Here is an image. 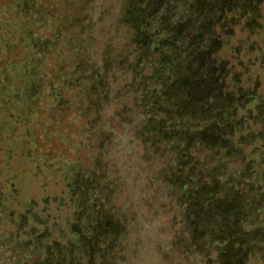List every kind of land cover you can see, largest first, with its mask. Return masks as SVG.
<instances>
[{
	"label": "rangeland",
	"instance_id": "rangeland-1",
	"mask_svg": "<svg viewBox=\"0 0 264 264\" xmlns=\"http://www.w3.org/2000/svg\"><path fill=\"white\" fill-rule=\"evenodd\" d=\"M147 1L0 0V62L11 63L9 75L0 68V88L14 107L9 117H17L18 108L26 116L10 135L36 132L41 170L32 179L8 178L0 165V183L18 189L11 193L18 201L34 203V213L25 209L17 230L9 229L12 238L48 247L89 243L74 256H56L54 264L107 258L111 264H264V109L245 112L247 93L227 83L234 99L227 110L235 130L229 140L238 149L253 145L245 157L234 159L198 134L184 136L209 124L220 127L219 115L210 116L208 124L196 112L199 102L178 108L185 91L168 84L212 80L215 91L220 79L225 81L223 65L199 56L208 38L196 36H223L216 29L221 17L203 11L228 0H157L163 16L154 15L156 7ZM132 13L144 18L140 24L127 20ZM261 23L264 34V18ZM237 30L234 37L240 38ZM224 34L233 36L226 29ZM239 65L236 60V68L228 70L233 82L240 79ZM242 76L239 85L255 90L257 84ZM14 90L21 102L10 96ZM156 122L165 125L166 134L154 132ZM176 122L187 126L170 131ZM248 131L257 134L239 135ZM21 168L15 164L12 172ZM43 177L49 187L40 182ZM63 179L69 184L64 195ZM30 226L34 235L19 230ZM98 242L111 250L97 248ZM6 243L0 245V264H25V246Z\"/></svg>",
	"mask_w": 264,
	"mask_h": 264
},
{
	"label": "trees",
	"instance_id": "trees-1",
	"mask_svg": "<svg viewBox=\"0 0 264 264\" xmlns=\"http://www.w3.org/2000/svg\"><path fill=\"white\" fill-rule=\"evenodd\" d=\"M161 2V1H160ZM218 1H214L213 5H207L204 9V7H202L204 9V13L208 14H214L217 15L220 18L219 24L216 27V29H218L219 31H221L223 33V36L220 34V39H216V38H212L210 37L211 34L205 33V34H197V38H208L205 39L203 42L206 43L204 49L202 50V53L199 54L200 58L205 62H209V61H213L217 64H221L224 66V69L226 70V76L223 77L225 79V81L221 80L220 84H217L216 86V90L214 91V87L212 86V80L206 81L203 80V83L200 82H193L191 81H186V80H180V86H174L172 85L173 83H168L169 86L172 88V90H176L177 88L180 87V93L182 94L181 89L183 88V90L185 91V103H183L182 105H180L178 108H185V104H194L195 101L199 102V107H198V113H200L201 117L208 122L212 119H216L215 117L219 115V119H221V115L223 116L222 121L219 119H216L215 122H217L219 126H212V128L210 127V124L208 127H199L198 131L195 132H191L189 134H184V136L186 135H191V134H198L197 138L204 141L206 144H208L209 146H214V144H216L218 147H223V149L226 148V152L233 153L234 159H236L237 157H245V153L249 152L250 148H253V145H240L243 148H237V143L236 145L235 142H232L229 139H232L233 134L235 133L234 129H233V120L228 116L229 112L227 111L229 109V106L231 103H229V101L234 100L233 98H231L228 93L230 94V90L227 89V87H229L228 84L230 85H235L234 89L237 91H242V93H247L246 95L242 96L243 99V105H244V111L245 112H251L252 110L255 109H261L263 111L264 109V46H262L260 39H262L264 41V34H260L262 32V28H263V23H261V19L264 18V0H248L247 2H243L241 0H228V4H223L220 5V3H217ZM147 3L153 7L155 6L156 8L154 9L156 14H159L161 16H163V12H161L159 10V6L161 5V3H158L157 0H148ZM240 4V6H239ZM258 6V7H257ZM257 7V8H256ZM221 8V9H220ZM232 8V9H231ZM229 9H231V12L228 16H223L225 14V12H227ZM258 10V14H253L252 17H250V12L246 13V14H241L242 12H244L243 10L246 11H253V10ZM159 10V11H158ZM221 10V11H218ZM147 12H152V11H148L146 9ZM204 14V15H205ZM249 15V16H248ZM248 16V17H247ZM138 19H137V18ZM218 17V18H219ZM144 18H141L138 15H135L132 13V15H129L127 17V20L132 21V22H136L135 24H140L141 20ZM241 19H243L241 21ZM250 19V20H248ZM207 23V22H206ZM250 24V26H248ZM209 25L206 24L205 26L207 27ZM231 26V27H230ZM232 26L234 28H232ZM204 28V27H203ZM224 29L231 31V33L233 34V36H229V37H225L224 34ZM238 29V34L240 36V38H235V30ZM215 31V29H214ZM213 31V35L218 34L215 33ZM140 32L142 33V31L140 30ZM153 32H156V30H153ZM178 31H175L173 34H176ZM143 34V33H142ZM260 35V36H259ZM150 36V35H149ZM236 36V35H235ZM164 42V40H163ZM261 43V44H260ZM144 44L146 46H149L147 43L144 42ZM214 44H216V47H214ZM149 48V47H148ZM148 50H153L155 51V49H148ZM242 55V56H241ZM187 60H191V59H187ZM236 60H239L240 62V67L238 74L240 76V79L243 77L242 75H244V77L247 78V80H249L251 83H256L257 86L255 88V90H248L243 88V86L239 85L240 84V79H236L235 82H233V79H231L230 75H234L232 74L233 72L231 71V73H229L228 70H234L235 67V62ZM11 65V63L8 60L3 59L2 62H0V68L4 69V74L5 75H9L7 74L8 70L10 68H8L7 66ZM200 65V64H198ZM184 67V66H183ZM214 71L216 72V69L214 68ZM243 72V73H241ZM205 73L208 74V71L206 70ZM214 74V73H213ZM237 74V73H236ZM237 74V75H238ZM219 77V76H218ZM228 83V84H227ZM3 86H6V84L4 83ZM0 87H2V85H0ZM225 89V90H224ZM241 92V91H240ZM233 96L237 97V95H235V91H232ZM238 94V93H237ZM14 96V98L17 100V102H21L22 101V95H16L15 90L12 92V94L10 96ZM183 95V94H182ZM9 97V96H8ZM8 97L4 96L1 92V88H0V130H2V134L0 135V152L2 153V156L0 158V165L3 164V166L5 167V169L7 171H9V176L8 178H17L19 174L23 175L24 178H28V179H32L34 178L35 174L34 172H41V170L38 167L39 161H36V154H37V150H38V142L36 141V132L29 130L27 131V129L24 130V134L21 133H17L16 135H10L13 134L12 132H14V127L17 126L18 124H20V122L26 120V116L23 115V113H21V109H16L19 112V115L17 117H9V113L8 109L10 107L14 108L12 105L9 106V103L7 101ZM192 101V102H189ZM172 102H168V103H163L162 106H167V104H171ZM191 106V105H190ZM189 106V107H190ZM195 107V106H193ZM196 108V107H195ZM210 116H212L210 118ZM174 120V118H173ZM152 121V120H151ZM150 121V123H151ZM162 123V120L160 121ZM160 123V124H161ZM155 124V128L154 132L164 135L167 132H163V128L165 127V125H162L161 127H159V122L153 123ZM177 124V122H176ZM170 131L173 128H176V126H179L180 128H184L187 126V124L185 123H180L179 125H170ZM206 126V125H205ZM159 127V128H158ZM205 128V130L203 131V129ZM159 130L161 131V133H159ZM167 131V130H166ZM211 132L212 135H211ZM8 134V135H7ZM248 134V135H246ZM257 133L248 131L247 133H241L239 135H243L244 138L246 136L252 135L255 136ZM166 136V135H165ZM184 136H180V137H184ZM167 139L169 138L168 136L166 137ZM237 138H239L237 136ZM241 138V137H240ZM242 140V139H239ZM17 149V150H16ZM44 153V152H42ZM35 162H37V166L35 164ZM249 162V161H247ZM15 164H20L21 165V169L18 172H15V170L12 172V167ZM247 165V164H246ZM253 167H257V164H255L253 162ZM2 171V170H1ZM253 170H250V173L253 174ZM7 173L5 174V172L3 171L1 173L2 179L4 178V176L6 177ZM264 177V176H263ZM7 178V177H6ZM46 178V177H45ZM44 177L42 179H40V182L45 185L48 186V181H46L47 179H45ZM53 185L57 186L59 184V181L54 180L53 181ZM253 183V182H251ZM264 183V182H263ZM255 183H253V187ZM61 185H63V190L62 193L60 194H66V192H68V187L69 184L66 180L63 179V184L61 183ZM258 187V186H256ZM0 233L4 232L3 235L0 237V245L2 243H9V240L12 239L13 242H18L22 245L25 246V251L26 253L23 255L24 257V263L25 264H46V262H49L50 260H53V262H51L50 264H54L57 261L56 256H65V255H72L74 256V253L86 246H90L89 243H83L79 246H77L74 242H67L68 244H66L64 247H59L57 245H54L52 247H48V245L44 244L41 245L39 244L38 240H36V243L31 244L29 243V241L25 242H20V241H14L12 238L13 232H11V228L13 227V230H17L18 227H16V223H18V218H25V216L22 214L23 212H25V209H28L31 213H34V209L32 208L31 205H33L34 203L32 202L33 199L29 198L28 200L30 201V203H26L25 201H18V199H16L15 197H13V194H11L12 192L17 191L18 189L14 188L11 183L9 185L4 184L3 182L0 183ZM9 190V192H8ZM186 197L187 196H192L191 194H184ZM43 200H45L48 196L47 195H43ZM59 199H61V195L59 196ZM14 201H16L14 203ZM264 201V198H263ZM67 204V203H65ZM253 205V204H252ZM20 206V207H19ZM14 207V208H13ZM18 208V210H17ZM35 216V215H34ZM36 218V216H35ZM39 220V219H38ZM102 223H105L104 221ZM60 227V226H59ZM10 229V230H9ZM20 231H22V233L29 234V235H34L33 232H35V227L30 226L28 227V230L25 231V229H23L22 227L19 229ZM75 230L77 229H73V236L78 237V233L75 232ZM10 231V232H9ZM7 232V233H6ZM16 234H18L17 232H15ZM7 234V235H5ZM28 237V236H27ZM85 242H87L85 240ZM100 242V241H99ZM98 242V246L97 248L103 250L105 248H111L110 245L108 244H103V246H99ZM6 243V244H7ZM31 244L32 247L29 245ZM112 244V243H111ZM219 246H223L221 244H218ZM32 248V249H31ZM36 248V252L40 251V253H33V249ZM51 248V249H50ZM3 250V249H2ZM1 250V251H2ZM62 250V251H61ZM223 250V249H222ZM45 251H47L48 253L53 252V255L50 257L49 256H45ZM45 252V253H44ZM29 253H31L30 255H28ZM44 253V254H43ZM111 253V251H110ZM217 253H220V251H217ZM28 255V256H27ZM10 258L13 257V255L11 254L9 256ZM111 258H107L106 262L105 260H97L99 261L98 263L95 264H111L110 260ZM83 260V258H82ZM96 261V262H97Z\"/></svg>",
	"mask_w": 264,
	"mask_h": 264
}]
</instances>
